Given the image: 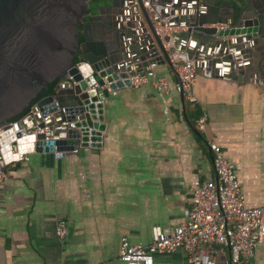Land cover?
<instances>
[{"label":"crops","instance_id":"crops-1","mask_svg":"<svg viewBox=\"0 0 264 264\" xmlns=\"http://www.w3.org/2000/svg\"><path fill=\"white\" fill-rule=\"evenodd\" d=\"M152 68L169 79L170 92L151 83L112 92L101 147L62 157L33 152L8 165L0 185V264H126L123 238L149 244L155 225L169 230L185 221L196 179L218 180L209 139L236 164L246 204L264 206V78L205 67L193 83L197 101L183 103L177 69ZM203 113L205 132L198 126ZM62 218L64 239L56 232ZM154 264H188V256L184 249L158 253ZM253 264H264V240Z\"/></svg>","mask_w":264,"mask_h":264},{"label":"water","instance_id":"water-1","mask_svg":"<svg viewBox=\"0 0 264 264\" xmlns=\"http://www.w3.org/2000/svg\"><path fill=\"white\" fill-rule=\"evenodd\" d=\"M89 1L0 0V169L18 151L62 157L101 147L112 92L153 64L176 70L198 45V72L264 78V0H154L170 26L187 28L171 34L158 33L144 0L111 1L86 21ZM55 80L54 92L32 105Z\"/></svg>","mask_w":264,"mask_h":264},{"label":"built area","instance_id":"built-area-1","mask_svg":"<svg viewBox=\"0 0 264 264\" xmlns=\"http://www.w3.org/2000/svg\"><path fill=\"white\" fill-rule=\"evenodd\" d=\"M144 5L150 8L158 33L171 34L178 29L170 26L162 15V3L144 0ZM176 69L180 77L177 88L195 103V62L186 60L178 63ZM130 81L131 87L151 83L158 91L168 93L171 90L169 79L157 76L153 68L130 76ZM198 126L201 131H207L206 113L199 116ZM39 131L44 130H33L34 133ZM209 145L218 180L196 179L192 185L193 198L185 221L169 230L155 225L149 244H132L126 237L123 238L119 252L126 264H154L156 254L171 253L177 249L186 251L188 264H253L256 249L264 240V206L251 207L246 204L236 164L214 139H209ZM33 152L18 151V159L8 165L28 161ZM5 179L6 171L0 169V185ZM56 232L60 239L67 236L66 219L58 221Z\"/></svg>","mask_w":264,"mask_h":264},{"label":"flooded vegetation","instance_id":"flooded-vegetation-1","mask_svg":"<svg viewBox=\"0 0 264 264\" xmlns=\"http://www.w3.org/2000/svg\"><path fill=\"white\" fill-rule=\"evenodd\" d=\"M111 1L114 0H90L88 4V11L85 17L86 21H90L92 16L96 15L99 12V9L102 8L106 10Z\"/></svg>","mask_w":264,"mask_h":264},{"label":"trees","instance_id":"trees-1","mask_svg":"<svg viewBox=\"0 0 264 264\" xmlns=\"http://www.w3.org/2000/svg\"><path fill=\"white\" fill-rule=\"evenodd\" d=\"M222 1H225V0H218V2H222ZM233 1H235V2H241V1H243V2H244V0H233ZM58 82H59V80H55V81L50 82V83H49V87L43 89V90L39 93L38 97H37L36 99L33 100L32 105L35 104L40 98H42V97H44V96H46V95H49V94L53 93L54 90H55V88H56V86H57V84H58ZM28 110H29V108H27L22 114L16 116L15 119L20 118V117H21L22 115H24Z\"/></svg>","mask_w":264,"mask_h":264}]
</instances>
